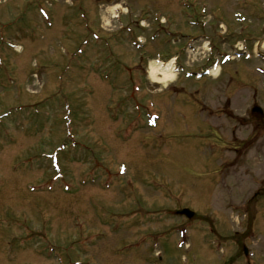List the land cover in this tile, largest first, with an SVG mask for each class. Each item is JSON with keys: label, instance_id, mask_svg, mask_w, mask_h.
<instances>
[{"label": "rangeland", "instance_id": "rangeland-1", "mask_svg": "<svg viewBox=\"0 0 264 264\" xmlns=\"http://www.w3.org/2000/svg\"><path fill=\"white\" fill-rule=\"evenodd\" d=\"M263 3L0 0V264H243L246 204L260 258L264 137L226 151L215 111L238 97L230 71L255 62L219 61L220 84L196 73L216 53L200 35L244 30L232 13L254 22ZM174 55V81L153 83L150 64Z\"/></svg>", "mask_w": 264, "mask_h": 264}, {"label": "flooded vegetation", "instance_id": "flooded-vegetation-1", "mask_svg": "<svg viewBox=\"0 0 264 264\" xmlns=\"http://www.w3.org/2000/svg\"><path fill=\"white\" fill-rule=\"evenodd\" d=\"M237 2L240 7L251 3V0H237ZM235 11L241 12L239 9ZM252 14L253 13L249 12L247 14L242 13L246 19V29L243 32H238L232 24H229L230 27H225L218 21L219 23L216 27L214 26L212 33L214 45H217V47L220 46L223 49V53L216 52L215 58L219 59L220 56L225 53L226 47H228V53L233 55L239 47H242L243 50L239 54L237 60H243V62L245 60L246 63L255 62L251 65L243 63L246 69L244 71L241 70L243 72L242 74H239L238 71L235 70L230 71L225 85L234 86L237 90L234 91L235 95L238 97H223L225 101L224 105L215 110L218 112L219 116L222 114L228 117L229 121L232 122L227 128L233 146H228V149L236 154L241 153L243 149L249 148L250 144L260 139L262 140L264 137V3L261 12L255 13L253 18L254 22L252 20ZM251 21L254 24L257 21L256 28H254ZM245 53L248 54V58L246 59L243 58ZM221 73L222 71L219 67L215 77L217 82L220 79ZM240 76H243V78ZM250 76L255 78L256 83L252 84L248 81ZM223 83H225V81H223ZM218 84H220V82H218ZM240 98L244 100L245 108L244 112L237 113L236 108L233 107L232 104L234 105V101L237 102ZM248 127L250 128L249 132L244 135L245 137L243 139L240 138L237 135V131L241 128L247 130ZM246 130L241 131L245 132ZM240 148L242 150H240ZM240 156L241 155H239V157ZM251 211L252 209L246 204L244 209V216L246 218L244 228L236 229L231 232V241L234 242L237 248L234 255L239 254L242 260H245L246 264H264V254L258 258L253 248L246 244L248 240L252 242ZM248 248L251 251H249ZM232 258L235 259L234 257H229L227 262L229 263L230 261V264H232L234 262Z\"/></svg>", "mask_w": 264, "mask_h": 264}, {"label": "bare ground", "instance_id": "bare-ground-1", "mask_svg": "<svg viewBox=\"0 0 264 264\" xmlns=\"http://www.w3.org/2000/svg\"><path fill=\"white\" fill-rule=\"evenodd\" d=\"M217 70L212 74L215 75ZM176 75L172 72L171 62L167 63L166 66H155L150 64L149 66V78L153 83H159L167 85L168 82L174 81Z\"/></svg>", "mask_w": 264, "mask_h": 264}, {"label": "water", "instance_id": "water-1", "mask_svg": "<svg viewBox=\"0 0 264 264\" xmlns=\"http://www.w3.org/2000/svg\"><path fill=\"white\" fill-rule=\"evenodd\" d=\"M180 213L185 214L187 217H191L193 215V212L188 209H184Z\"/></svg>", "mask_w": 264, "mask_h": 264}]
</instances>
